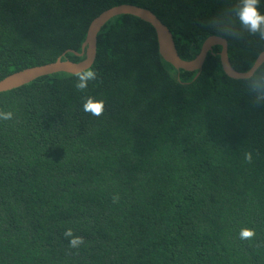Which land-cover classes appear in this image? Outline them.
Returning <instances> with one entry per match:
<instances>
[{"label":"trees","instance_id":"obj_1","mask_svg":"<svg viewBox=\"0 0 264 264\" xmlns=\"http://www.w3.org/2000/svg\"><path fill=\"white\" fill-rule=\"evenodd\" d=\"M235 2L0 0V79L81 51L91 21L121 3L154 11L193 59ZM223 37L237 70L264 51L258 35ZM221 49L195 78L164 59L150 22L121 14L98 33L85 90L62 71L1 91L13 116L0 119V264H264V105ZM89 97L101 116L83 110Z\"/></svg>","mask_w":264,"mask_h":264},{"label":"water","instance_id":"obj_2","mask_svg":"<svg viewBox=\"0 0 264 264\" xmlns=\"http://www.w3.org/2000/svg\"><path fill=\"white\" fill-rule=\"evenodd\" d=\"M121 14H133L150 22L156 29L159 49L164 59L177 69L197 70L195 78L200 75L209 52L213 51L216 45L222 46L220 51L222 66L229 76L243 78L244 74L248 71L237 70L232 65L229 57L228 40L221 35H210L206 38L200 52L193 59L182 58L176 46L173 32L154 11L133 3H121L104 10L91 21L81 51L68 49L63 54L66 55L68 51H72L76 55L84 56L83 59L75 61L70 58H62V55L55 61L15 71L0 79V92L17 88L47 74L62 71L76 73L81 69L90 68L97 57L98 33L110 19ZM261 53H264V51ZM260 54L257 59L260 57Z\"/></svg>","mask_w":264,"mask_h":264},{"label":"clouds","instance_id":"obj_3","mask_svg":"<svg viewBox=\"0 0 264 264\" xmlns=\"http://www.w3.org/2000/svg\"><path fill=\"white\" fill-rule=\"evenodd\" d=\"M260 0H236L231 9L226 10L223 14L213 18L209 24L220 35L240 39L245 33L253 36H259L264 40V14L259 11ZM77 83L75 87L83 91L88 87L90 81L97 79V72L91 68L81 69L75 73ZM245 89L253 97L256 105H264V53L254 62L249 70L243 76ZM104 102L96 101L89 97L84 105L83 110L93 116L99 117L104 112ZM13 114L11 112H0V119L10 120ZM245 160L252 161L251 152L245 153ZM114 202L118 196L113 197ZM64 236L69 239L72 248H79L84 244L81 236H75L72 229H67ZM255 237V230L244 228L240 231V239L252 240Z\"/></svg>","mask_w":264,"mask_h":264}]
</instances>
